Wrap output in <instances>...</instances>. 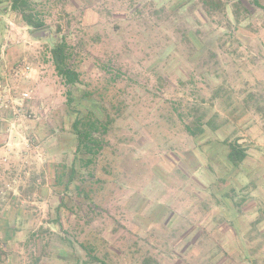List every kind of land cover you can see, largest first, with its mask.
Returning <instances> with one entry per match:
<instances>
[{
    "label": "rangeland",
    "instance_id": "obj_1",
    "mask_svg": "<svg viewBox=\"0 0 264 264\" xmlns=\"http://www.w3.org/2000/svg\"><path fill=\"white\" fill-rule=\"evenodd\" d=\"M10 2L0 264H257L258 233L236 238L224 203L250 197L264 213L261 192L236 180L260 162L227 156L235 141L264 153V0H28L36 31ZM58 40L79 74L70 103L50 55ZM88 110L107 120L91 163L72 125Z\"/></svg>",
    "mask_w": 264,
    "mask_h": 264
},
{
    "label": "trees",
    "instance_id": "obj_2",
    "mask_svg": "<svg viewBox=\"0 0 264 264\" xmlns=\"http://www.w3.org/2000/svg\"><path fill=\"white\" fill-rule=\"evenodd\" d=\"M9 7L19 14L22 22L30 27L32 31H36L44 27L43 21L38 17V14L31 10L28 0H11ZM50 55L54 64L57 74L61 77L63 83L68 86L66 91L68 102L72 101L70 87L76 85L79 82V74L71 66L68 65L67 59L69 57L68 46L64 40H58L53 43L50 48ZM197 122V121H196ZM73 129L77 138L75 146L76 155L83 153L89 155L86 157L85 163H91L93 157L101 151L102 146L99 139L96 137V133L100 130L106 131L107 120L103 121L92 111H87L82 116H76L73 120ZM197 130L203 131L202 121L199 118ZM245 150L240 147L237 141L234 145L229 146L227 156L230 162L234 164L240 163L245 157ZM83 159V158H80ZM76 169L71 168L67 178V182L72 181L75 177Z\"/></svg>",
    "mask_w": 264,
    "mask_h": 264
},
{
    "label": "crops",
    "instance_id": "obj_3",
    "mask_svg": "<svg viewBox=\"0 0 264 264\" xmlns=\"http://www.w3.org/2000/svg\"><path fill=\"white\" fill-rule=\"evenodd\" d=\"M245 153L246 155L243 158L241 164H245L247 162V159H252L253 161L254 159H256L257 163L260 162L259 165H261L262 168H260L261 170L259 171L258 168H255L254 171L245 169L244 172L237 169L236 175L239 177L236 178V180L240 181L239 189L245 191L247 188H250V184L252 183L253 184L252 189L246 191H248V193L257 192V190L260 191L263 198L255 193L254 195L256 198L259 199V202H262V204L264 205V153L256 152V151L250 153L245 151ZM250 174L257 176V178L253 179V177H249ZM254 180L257 183V185L254 184L255 183L253 182ZM224 205L226 206L225 207L226 209L224 211H227L228 209L231 210L235 209V219H232L231 223L235 222L237 224V230L241 232V233L238 232L239 236H237L236 238L240 239L241 235L242 237H244L245 234L250 231H254L258 233V235H255V240H258L259 242L253 245V247L255 246V248L251 249V251L257 249L254 251V255L257 258V264H264V213L263 214L255 213V209L258 207V205L253 204L251 202L250 197L249 199L247 198L244 199V201L242 202L239 201V199L236 200L233 206L228 205L227 201L225 200ZM248 209L252 210L251 211L252 213H249ZM253 224L257 226L255 227L253 226ZM220 230L221 232H224L222 228H220ZM241 239L244 240V238ZM236 242H237L236 249H238L241 246V244L243 245V243H241L240 240L238 241L236 240ZM249 243L250 242H248L247 244L249 245Z\"/></svg>",
    "mask_w": 264,
    "mask_h": 264
}]
</instances>
